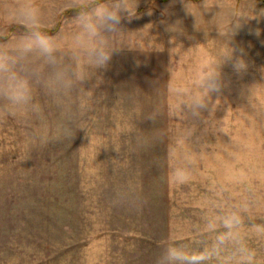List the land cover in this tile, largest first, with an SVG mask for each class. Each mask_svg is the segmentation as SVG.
Here are the masks:
<instances>
[{
    "label": "rangeland",
    "instance_id": "obj_1",
    "mask_svg": "<svg viewBox=\"0 0 264 264\" xmlns=\"http://www.w3.org/2000/svg\"><path fill=\"white\" fill-rule=\"evenodd\" d=\"M37 2L58 9L54 33L83 0ZM136 12L121 24L138 47L113 54L94 91L102 98L71 136L43 143L39 121L0 116V264H155L171 243L200 259L204 219L234 211L264 264V0H138ZM236 15L247 16L231 42L247 70L224 65L201 115L171 120L173 93L219 61ZM177 21L182 31H168ZM12 30L0 22V40ZM41 102L44 132L55 135L57 110ZM180 124L192 128L188 145L170 150ZM180 148L193 165L175 180Z\"/></svg>",
    "mask_w": 264,
    "mask_h": 264
},
{
    "label": "clouds",
    "instance_id": "obj_2",
    "mask_svg": "<svg viewBox=\"0 0 264 264\" xmlns=\"http://www.w3.org/2000/svg\"><path fill=\"white\" fill-rule=\"evenodd\" d=\"M137 4L138 0L71 3L67 5L71 14L65 16L63 27L50 33L47 25L58 14L55 6L37 0H0V22L13 28L0 40V116L18 122L39 121L38 138L43 143L71 136L77 122L83 120L102 98V95L95 96L94 91L103 83L100 72L109 67L113 54L124 48L138 47L130 43L133 32L125 30L121 24L123 19L131 20L137 15ZM244 17L247 16L233 18L225 53L218 62L203 70L195 87L187 92L173 93L178 97L179 109L171 110V120L175 117L183 121L189 113L193 117L201 115L212 93L223 87L224 65L230 63L237 75L247 70L245 50L231 43ZM167 30L182 31L179 21L169 25ZM93 77L95 83L86 90L84 82ZM253 86L248 89L249 97ZM41 97L57 110L55 135L52 136L44 132L46 118ZM191 133L192 128L181 125L169 139L170 150L178 148L179 141L187 144ZM180 152L181 157L172 170L175 180L186 179L193 165L185 159L183 148ZM203 224L209 238L200 243L198 252L203 253L200 259H192V248L171 243L161 248L155 264H259L256 249L239 231L243 224L240 213L231 212L218 221L206 217Z\"/></svg>",
    "mask_w": 264,
    "mask_h": 264
},
{
    "label": "trees",
    "instance_id": "obj_3",
    "mask_svg": "<svg viewBox=\"0 0 264 264\" xmlns=\"http://www.w3.org/2000/svg\"><path fill=\"white\" fill-rule=\"evenodd\" d=\"M161 1H166V0H161Z\"/></svg>",
    "mask_w": 264,
    "mask_h": 264
}]
</instances>
